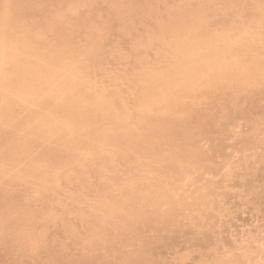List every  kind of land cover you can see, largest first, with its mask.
Masks as SVG:
<instances>
[{
  "label": "bare ground",
  "instance_id": "6f19581e",
  "mask_svg": "<svg viewBox=\"0 0 264 264\" xmlns=\"http://www.w3.org/2000/svg\"><path fill=\"white\" fill-rule=\"evenodd\" d=\"M196 204L199 264H264V0H0V264H139Z\"/></svg>",
  "mask_w": 264,
  "mask_h": 264
},
{
  "label": "rangeland",
  "instance_id": "374dc122",
  "mask_svg": "<svg viewBox=\"0 0 264 264\" xmlns=\"http://www.w3.org/2000/svg\"><path fill=\"white\" fill-rule=\"evenodd\" d=\"M208 176H210V175H208ZM201 177H202V179H201ZM201 177H199L200 179L198 178L199 180H197V181L195 182L194 187L196 186V184H198V181H199V184H200V182H202L203 180H205V179H203V178H204L203 176H201ZM212 177H213V179H215V181H216V179H219V180H217L218 182H219L220 180H222L221 178H223L222 176H220V177H221V178H220L219 176L216 177V176H214V175H211L210 178H212ZM215 177H216V178H215ZM208 178H209V177H208ZM210 178L208 179V181L210 180ZM213 179H211V180H213ZM201 180H202V181H201ZM208 181H205V183H204V181H203L200 185H198V187H197V186L195 187V188H198L197 190H200L198 193H202L203 195L205 194V193H204V192H205L204 189H203L204 192H201V191H202L201 189L204 188V187H203V183H204L205 186H206V185H207L206 183H208ZM215 181H212V182L214 183ZM218 182H217L216 185H218V184H220V185L217 186V189L215 188V189H216L215 191H219V192H221L220 189H219V187L222 188V187H221V186H222V183H221V182L218 183ZM215 183H216V182H215ZM199 186H200V187L202 186V188H200ZM194 187H193V188H194ZM207 187H209V186H207ZM207 187H205V189H206ZM208 189H209V188L206 189V192H207ZM218 189H219V190H218ZM221 190H222V189H221ZM219 192H218V193H219ZM215 193H216V194L213 193V194H214V195H213L212 192H211V195H213L214 197H215V195H216V196H217V195L219 196V194H218L217 192H215ZM207 195H208V196H211V195H210V192H208ZM221 195H222V193H221ZM225 195H226V194H225ZM218 196H217V198H219ZM229 196H230V197H229ZM187 197H188V196H187ZM214 197L211 196L212 199H214ZM220 197H221V196H220ZM234 197L236 198V196H233V195L231 196V195H229V193H228V198H229V199H228V198L226 199V201H227V205H228V206L230 205V207H232V208L229 207L231 210L229 209L228 214L224 216L225 218H223L224 220H226L227 223L229 222L230 225H231V223H232L231 226L229 225V226H230V229L232 228L230 231H229V229L224 228V226H225V227L228 226V225H226V222H224L223 219H222V220H218L217 217L215 218L213 212H212V213L210 212V214H211L210 216H209V215L207 216V215H205V214H201V213H204V212H205V210L203 209V207L205 208L206 205H207V204L205 203L206 200H208V197H207L206 200H204V202H202V204H203V205L205 204V206L202 205V207H201V204L198 203L200 206H199L198 204H196V205H195L196 207H195L194 205H193V207H192V206H190V207L188 206V207H187L188 210H185V209H187V208H184L185 212L188 213V214L184 213V212H183L184 210H182V209H181V210H180V209H177V210H176V216H177L178 218L176 217V218H174V219H175L176 221L178 220V222H176V221L173 219V217H172L173 222H172V219H170V222H169L170 224L167 223L169 220L166 221L165 219H164V220L162 219V223H164V221H165V224H162L163 226L160 225L159 227H161V230H162L163 228H164V229H163L162 231L159 230V231H160V233H159L160 235H158L157 237H154V238H153V236H156L155 234H158V233H155V232L152 233V230H153V229H154L155 231H158V229H159V227H158V229L156 230L157 226L155 225L156 227H153V229L151 228L152 230L150 229V231H151V233L153 234V236H152V234L148 233L149 230H147V231H148V232H146V233H147V236L144 235V236L140 237V239L136 240L135 242L138 241L137 244H135V242H133L134 244H131V246L133 245V249H134V246H135V245H136L137 248H140V247H141V248H142V247L147 248V249H145V248L141 249V248H140V249H139V251H140L139 254H136V252H137V253L139 252L138 249H137L136 247H135V249H134L135 251H134L133 249H131L132 252H130V253L132 254L133 252H135V253H133V255H135V254L137 255V256L135 255V257H136V259H138V261H136V259H135V263H136V262H140L139 264H141V262L144 261L143 263L145 264V260H144L143 258L141 259V257L144 256V258H145L146 252H148L146 256L149 255L148 257H149V258L151 257V259H149V258L146 257V258H147L146 260H147V262H150V260H152V262H153V263L151 262V263H149V264H159V263L162 264V263L164 262L163 260L166 259V258H164V257L167 256V253L169 252V253H168V256H167L168 259L166 260L167 262H164V264H166V263H167V264H174V262H175V264H183L185 261H184L183 259H181L182 256H184V257H183L184 259L186 258V259H185L186 262L189 261V262H187L186 264H193V262H196V263L199 264V263H200V260H199V256H200V255H199V254H200L201 252L204 253V251H206L207 253H208V251H212V250L210 249V247H211L212 245H213V247H215L214 249H216V246H217V245H214V244H215L216 242H219L217 239H220V238L223 237L224 239L229 240L228 243H230V242H232V238L230 239L229 237H232V236H233V238H234V236L236 235V233L239 232V229L241 230V228H242L243 226H244L243 228H245L246 226L249 225L250 221H249L248 219H250L251 216H252V215H251V212H249V211L247 210L248 212H245V213H246V214H245V213L243 212V210H245V209H241V208L239 207L240 205H239V202H238V197H237V199H233ZM211 198H209V199L211 200L210 202H212V201H214V203L217 202L216 197H215L214 200H212ZM232 201H233V203H232ZM234 201H235V202H234ZM212 203H213V202H212ZM214 203H213V204H214ZM228 203H230V204H228ZM234 203H235V204H234ZM214 205H215V206H214ZM214 205H213V206L216 207V208L219 206V204H217V203L214 204ZM216 205H217V206H216ZM231 205H232V206H231ZM233 205H235V206L233 207ZM198 206L201 207V208L204 210V212H203V211L201 212V211H200L201 208L199 209ZM237 206H238V211H239V212L242 211V212L239 213V212L237 211V209L235 210V208H237ZM197 207H198V208H197ZM214 207H213V208H214ZM190 208H193V209L189 210ZM216 208H215V209H216ZM196 209H198V210H196ZM202 209H201V210H202ZM178 210H180V211L182 212L180 215H179L180 211H179V213L177 212ZM194 210H196V211H194ZM187 211H189V212H187ZM191 211H192V212L194 211L195 213L198 212V211H200V213L198 212L199 215H198V213H197V214H195L194 212H193V213H194L197 217H198V216L200 217V215H201L202 218H201V219H200L199 217L197 218L193 213H191ZM231 211H232V213H233V211H235V212H234L235 215L238 213L236 216H234L237 220H236L235 218H233V217L230 218V215H229V214H231ZM245 211H246V210H245ZM236 212H237V213H236ZM183 214H186V215H184V217H182ZM191 214H192V215H191ZM234 214H233V215H234ZM239 214H240V215H239ZM187 215H188L189 217H194L195 221H194V222H193V221L191 222V220H193V218H192V219H191V218L189 219V217H188ZM190 215H191V216H190ZM233 215H232V216H233ZM242 215H247L248 217H247V216H246V217H243ZM250 215H251V216H250ZM185 216H186V217H185ZM205 216H206V217H205ZM213 216H214V217H213ZM227 216H228L230 219L227 218ZM239 216H242V217H239ZM179 217H180V218H179ZM187 217H188V218H187ZM203 217H204V218H203ZM170 218H171V217H170ZM184 218H185L187 221H186V220H183V222H181L182 219H184ZM226 218H227V219H226ZM232 218H233V219H232ZM180 219H181V221H180ZM196 219H197V220L200 219V220H199V223H201V220L204 221L205 219H206V220L209 219V220H207V221H209V224H211V226H209V227H211V228H210V230H209L206 234H204V235H205L204 237H206V238H203V235H201L202 237L200 236L201 238H199V236H198V238H199V239H198V238H196V236H195V235H196V234L194 233L195 230H193V229L190 230V227H191L192 223H196V224H197ZM214 219H215V220H214ZM244 219H245V220H244ZM189 220H190V221H189ZM206 220H205V221H206ZM212 220H213V221H212ZM216 220H217V221H216ZM230 220H231V221H230ZM233 220H234V221H235V220L238 221V223H237L236 221L233 222ZM184 221H185V223H186L187 225L184 223ZM203 221H202V222H203ZM242 221H243V223H242ZM174 222H175V223H174ZM180 222H181V223H184V224L181 225ZM189 222H190L191 224H190ZM213 222H214V223H213ZM220 222H222V223L224 222V223H223L224 225H220ZM240 222H241V223H240ZM171 223H172V224H171ZM199 223H198V224H199ZM222 223H221V224H222ZM234 223H236V224H234ZM239 223L242 224V225H237V224H239ZM247 223H248V225H247ZM166 224H168V226H169L170 228H169L168 226H167V227H166V226L164 227V225H166ZM173 224H176V225H173ZM177 224H178V225H177ZM179 224H180V226H182V227H179ZM188 224H190L189 227H187ZM184 225H186L185 228L183 227ZM213 225H214V226H213ZM234 225H235V226H234ZM245 225H246V226H245ZM173 226H174V227H173ZM216 226H219V227H217V228H218V231L221 230V232H223V230L225 229V230H226V231H225V234H226V235H225L224 233L218 232V231L216 230V229H217ZM221 226H223V227H221ZM229 226H228L227 228H229ZM237 226H238V228H237ZM176 227L179 229V231H176V230H178V229H176ZM212 227H213V228H212ZM234 227H235V229L237 228V230H235ZM239 227H240V228H239ZM165 228H168V229H165ZM180 228H181V229H180ZM187 228H189V229H188L189 231H186ZM222 228H224V229H222ZM243 228H242V229H243ZM169 229H170V230H169ZM175 229H176V230H175ZM183 229H184V231L187 232V233H185V232L183 231ZM213 229H214V230H213ZM154 230H153V231H154ZM166 230H167V233H166ZM181 230H182V231H181ZM211 230H212V231H211ZM164 231H165V232H164ZM168 231H169V232H170V231H171V232L176 231V232H173L175 235H174L173 233H171V234H172V235H171ZM180 231H181V234H180ZM190 231H191V232H190ZM232 231H233V232L236 231V233H232ZM162 232H164V235H163ZM205 232H206V231H205ZM209 232H210V235L208 234ZM226 232H228V233H226ZM146 233H145V234H146ZM161 233H162V234H161ZM183 233H185V235H183ZM190 233H191V234H190ZM211 233H212V235H211ZM215 233H217V234L221 233V234L224 235V236L220 237L221 235L219 234V237H220V238H219L218 235H216ZM230 233H232V236H230ZM167 234H168V235H167ZM178 234H179L180 236L183 235L182 237H180V238L182 239V241H181L180 238L178 237V236H179ZM188 234H190V236H188ZM207 234H208V235H207ZM227 234H229V236H227ZM234 234H235V235H234ZM149 235H151V236H149ZM166 235H167V236H166ZM170 235H171V236H170ZM177 235H178V236H177ZM191 235H192V236H191ZM193 235H194L195 237H194ZM214 235H216V236H214ZM145 236H146V237H145ZM165 236H166V237H165ZM168 236H170V237H168ZM176 236H177V237H176ZM186 236H188V237H186ZM225 236H226V238H225ZM143 237H145V238H143ZM147 237H148V240H149V241L146 240ZM149 237H150V238H149ZM151 237H152L153 240L156 238L155 241H152ZM159 237H161V239H160ZM174 237H176V238H178V239H176V238H174ZM183 237H184V239H183ZM191 237H193V238H195V239H193V238L191 239ZM208 237H209V238H208ZM211 237H212L213 240L216 241V242H212L213 240H212ZM157 238H158V239H157ZM163 238H164V240H165L166 242H165L164 240H162ZM167 238H169V240H167ZM171 238H172V239H171ZM187 238H189V240H187ZM143 239H144V240H143ZM175 239L178 240V241L180 240V241H179L180 243H178V241H176ZM190 239L192 240V242L190 241ZM203 239H204V240H203ZM207 239H208V240H207ZM234 239H236V238H234ZM139 240H141V241H140L141 244H143V243H145V242L148 241V243L150 244V246L154 245V243H155V245H156V243L158 244L159 240H161V242L159 243V245H156L155 247L152 246V247L150 248L149 246H147V247L145 246L147 243H146V244H143V245L141 246V244H139ZM142 240H143V241H142ZM145 240H146V241H145ZM150 240H151V242H150ZM156 240H158V241L156 242ZM170 240H171V241L173 240V243H172ZM186 240H187L188 242L190 241V243H188ZM196 240H198V241H197L198 243L196 242ZM175 241H176V242H175ZM184 241H185V242H184ZM200 241H201V243H200ZM142 242H143V243H142ZM153 242H154V243H153ZM174 242H175L176 244H175ZM182 242H183V244L187 242V243H186V244H187V247H186V244H184V245L181 244ZM193 242H194V244H192V247H193L194 245H195V246H194V248H191V246H190L189 244H191V243H193ZM205 242H206V244H205ZM151 243H153V244H151ZM163 243H164V244H163ZM177 243H178V244H177ZM209 243H211V244L214 243V244L208 246L207 244H209ZM165 244H167V245L165 246ZM216 244H218V243H216ZM147 245H148V244H147ZM172 245H175V246H174V249H175V250H173V246H172ZM178 245H179V246H178ZM182 245H183V246H182ZM196 245H197V246H196ZM200 245H201V246H200ZM206 245H207V246H206ZM131 246H129V247H131ZM164 246H165L167 249H169V251H167V249H164ZM175 247L178 248V249H180V250H179V251H178V249L176 250ZM184 247H185V248H184ZM198 247L201 249V251H200V253H198V256H197V255H194V254H195L197 251H199ZM213 247H212V249H213ZM131 248H132V247H131ZM186 248H190V249H186ZM196 248H197V249H196ZM203 248H204V249H203ZM127 249H129V248H127ZM136 249H137V250H136ZM144 249H145V250H144ZM148 249H150V250H148ZM157 249H160L161 252H160L159 250H157ZM182 249H183V250H182ZM191 249H193V252H191V254H188V253L191 251ZM194 249H195V250H194ZM202 249H203V250H202ZM209 249H210V250H209ZM214 249H213V250H214ZM129 250H130V249H129ZM131 250H130V251H131ZM147 250H148V251H147ZM155 250H156V251H155ZM170 250H171L172 252H171ZM188 250H189V252L187 253ZM127 251H128V250H127ZM143 251H145V255H144ZM157 251H158V253H157ZM166 251H167V252H166ZM177 251H178V253H177ZM155 252H156V253H155ZM165 252H166V253H165ZM170 252H171V253H170ZM182 252H184L183 255L181 254ZM151 253H152V255L150 256ZM179 253H180V255H178V257L181 256V258H178V257L174 258V257L176 256V254H179ZM202 253H201V254H202ZM210 253H211V252H210ZM219 253H220V251H219ZM140 254L142 255L141 257H140ZM163 254H164V255H163ZM169 254H171L172 257L174 256V257H173L174 259H172L171 256L169 257ZM185 254L188 255V256L185 257V256H186ZM138 255H139V256H138ZM162 255H163V257H162ZM189 255H192V256H189ZM153 256H154V257H153ZM157 256H158V258H159V256H161L159 259H161V260H160L161 262L163 261L162 263H161V262H159V263L157 262V259H158ZM108 257H109V258H108ZM108 257H107V258H108L107 263H108V262L110 263V260H111L112 256H108ZM137 257H138V258H137ZM188 257H189V260H188ZM190 257H192L193 259H196L197 261H196V260H193V259L190 258ZM152 258L155 259V261H154ZM162 258H163V260H162ZM159 259H158V261H159ZM176 259H177V261H178L179 263L176 261ZM179 259L183 260V263H182V261L179 260ZM208 259H210V260L212 259V260H213V258L207 257L206 262H208V263L210 264L212 261L210 262V260H208ZM140 260H141V261H140ZM148 260H149V261H148ZM169 260H170V261H169ZM171 260H172V261L175 260V261H173V263H172ZM190 261H191V262H190ZM198 261H199V262H198ZM147 262H146V263H147ZM154 262H155V263H154ZM168 262H169V263H168ZM208 263H207V264H208ZM136 264H138V263H136ZM184 264H185V263H184ZM213 264H215V263H213Z\"/></svg>",
  "mask_w": 264,
  "mask_h": 264
}]
</instances>
